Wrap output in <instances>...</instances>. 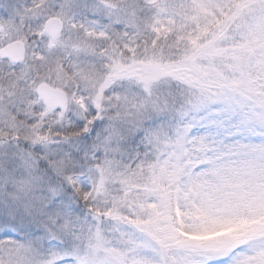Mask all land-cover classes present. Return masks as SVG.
<instances>
[{
	"label": "snow or ice",
	"instance_id": "snow-or-ice-1",
	"mask_svg": "<svg viewBox=\"0 0 264 264\" xmlns=\"http://www.w3.org/2000/svg\"><path fill=\"white\" fill-rule=\"evenodd\" d=\"M0 264H264V0H0Z\"/></svg>",
	"mask_w": 264,
	"mask_h": 264
}]
</instances>
